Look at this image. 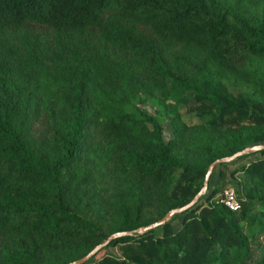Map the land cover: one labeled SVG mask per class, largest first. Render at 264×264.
Masks as SVG:
<instances>
[{
    "label": "trees",
    "instance_id": "1",
    "mask_svg": "<svg viewBox=\"0 0 264 264\" xmlns=\"http://www.w3.org/2000/svg\"><path fill=\"white\" fill-rule=\"evenodd\" d=\"M263 83L264 0H0V264H64L188 202L211 161L264 140ZM156 92L176 98L168 136L127 108ZM186 98L219 121L185 122ZM236 110L246 117L223 123ZM258 152L228 173L239 209L218 201L219 169L178 225L115 237L81 264H264V245L251 259Z\"/></svg>",
    "mask_w": 264,
    "mask_h": 264
},
{
    "label": "rangeland",
    "instance_id": "2",
    "mask_svg": "<svg viewBox=\"0 0 264 264\" xmlns=\"http://www.w3.org/2000/svg\"><path fill=\"white\" fill-rule=\"evenodd\" d=\"M223 88L235 94L241 93L242 91L247 89L246 87L238 85L232 81H224ZM262 93H264V83H263ZM175 100L176 98L174 97L166 98V96H164L163 94L156 92L155 94L147 95V100L144 103L138 100L130 101L127 104V108L132 111H137L138 108L145 107L151 113L156 114L164 130L165 136H168L169 132L171 131V128L167 121V116L164 114V112L168 106H171L175 102ZM177 109L180 113L181 118L187 123H205L209 121H215V122L219 121L220 110L216 107H213L206 100L186 98L183 100L181 104L177 106ZM244 117L246 116L244 114H241L240 111L238 110L232 111L230 113H224L223 123L227 124L230 122H235L234 121L235 119H237V121H240ZM260 143H264V140L261 141ZM261 155L262 154L258 151L250 152V154L246 156L244 160L241 159L240 162L235 161L236 159L235 158L230 161L224 162L225 164L224 166L222 165L221 168L219 166L215 170L213 168L211 184L213 185L215 183L216 178H217L216 173L219 169H221L224 174L222 175V178H221L222 181L220 182L219 188L226 186V185H232L235 188H237L240 183L238 178H241L240 176L241 174L237 172L234 176H231L230 174L228 175L230 169H233L242 161L257 158ZM226 163H230V164L226 165ZM220 193L221 192L218 191L215 195L218 196ZM180 218L181 216L180 214H178L176 216H173L171 218V221L174 223V225H178ZM263 245H264V234H259L255 238H252L251 240V251H252L251 259L252 260H256L259 257V255H261ZM105 251L106 249L104 246L98 249V251L94 255H92L93 257L91 256L93 261H96L97 259H99L103 255V253H105Z\"/></svg>",
    "mask_w": 264,
    "mask_h": 264
},
{
    "label": "water",
    "instance_id": "3",
    "mask_svg": "<svg viewBox=\"0 0 264 264\" xmlns=\"http://www.w3.org/2000/svg\"><path fill=\"white\" fill-rule=\"evenodd\" d=\"M263 148H264V143H255L253 145H248V146L243 147L242 149L236 150L235 152H233L229 155H225V156L215 158L213 161H211L208 164L207 170L204 174L202 186L200 187V189L193 195V197L188 202H186L183 205L172 207V208L168 209L161 217H159L158 219H156L155 221H152L150 223L140 225V226L133 228V229L114 231V232L110 233L106 237L105 240L97 243L92 249H90L84 255L78 257L77 259H73L71 261H68L64 264H81V263L87 261L92 255H94L98 251V249L105 246L110 240H112L115 237H119V236H123V235H130V234H133L136 232H138V233L146 232L150 229L157 228L158 226L168 222L176 213H181L182 211L186 210L193 203H195L199 199L200 196H202L205 193V191L207 190V187H208L209 177H210L212 170L215 167V165H217L218 163H221V162H226V161H230L232 159H235L239 155L258 151V150H261Z\"/></svg>",
    "mask_w": 264,
    "mask_h": 264
},
{
    "label": "built area",
    "instance_id": "4",
    "mask_svg": "<svg viewBox=\"0 0 264 264\" xmlns=\"http://www.w3.org/2000/svg\"><path fill=\"white\" fill-rule=\"evenodd\" d=\"M242 198L238 195L237 190L232 185H227L218 195V201L223 203L231 210H237L241 207Z\"/></svg>",
    "mask_w": 264,
    "mask_h": 264
}]
</instances>
